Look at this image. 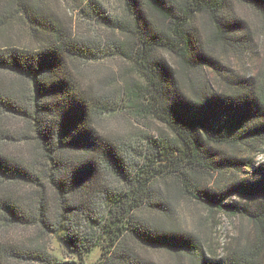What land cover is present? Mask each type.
I'll return each mask as SVG.
<instances>
[{"label":"trees","instance_id":"1","mask_svg":"<svg viewBox=\"0 0 264 264\" xmlns=\"http://www.w3.org/2000/svg\"><path fill=\"white\" fill-rule=\"evenodd\" d=\"M63 1L121 37L111 45L135 64L137 78L114 76L117 99L82 90L71 67L101 57L105 40L71 34L58 0H0V232L37 229L26 242L0 241V264H70L49 252L45 236L78 264L94 248L101 250L95 264H158L145 250L174 264H264V163H254L264 147V68L232 76L212 56L214 45L242 52L252 44L232 0H122L115 17L97 0ZM236 2L257 15L264 34V0ZM15 23L34 47L12 44L6 35ZM206 70L223 85L213 86ZM118 111L153 119L164 132L144 135L131 153L95 127L96 118ZM9 119L24 124L17 137L5 130ZM18 142L32 146L29 158L8 153L7 143ZM243 171L255 179L237 181ZM110 176L119 188L107 184ZM213 176H228V184L203 183ZM235 195L243 201L228 202ZM180 198L246 219L252 233L225 257L207 256L199 234L179 224Z\"/></svg>","mask_w":264,"mask_h":264},{"label":"rangeland","instance_id":"2","mask_svg":"<svg viewBox=\"0 0 264 264\" xmlns=\"http://www.w3.org/2000/svg\"><path fill=\"white\" fill-rule=\"evenodd\" d=\"M101 3L108 12L107 14L115 17L122 14L123 1L122 0H97ZM68 5L63 0L56 2V11L58 15L63 19L64 24L70 28L71 34L74 36L83 37L89 41L97 40L98 37H102L105 40V49H102L99 56L94 58V61L76 62L72 67V72L75 73L79 87L89 92L92 95H107L111 94L116 99L119 97L115 91L117 83L115 77L119 72H126L129 76L136 77V66L124 61L116 53L115 48L111 45L121 38L117 34L110 33L108 29L100 26L99 24L93 25L89 19H84L83 15L79 11L67 10ZM231 10L235 17L241 19L245 26L249 28L251 32L252 44L249 49H245L242 52L234 51L233 49H224L219 45H214V52L212 56L218 61V65L221 70H228L231 75L244 76L246 78L256 76L264 68V34L260 29V20L250 9L239 5L236 0H232ZM204 17L197 16L194 18V24L196 26L203 27ZM19 25L15 23L13 30L7 32L9 40L12 44L19 47L35 46L37 43L32 41L26 32H20ZM202 29V28H201ZM200 29V31H201ZM202 36L205 33L202 32ZM0 44H4V40L0 39ZM163 56L170 64L174 65L175 59L166 53L158 52ZM176 64V63H175ZM212 82L213 86L220 87L223 85L224 80L206 70L203 72ZM193 77V74L189 75ZM10 80V77L7 78ZM116 83V84H115ZM25 88V84H20ZM6 132L10 135L17 137L23 123L9 119L5 123ZM96 129L103 136L108 137L115 145H125L131 148V153H134L133 149H138L141 146V141L144 135H152L154 133L164 132L162 125L150 118L130 117L123 111L118 112H106L104 115L96 118ZM7 151L10 154H22L25 157L31 156L32 146L30 148L23 142L16 144L7 143ZM30 149V150H29ZM130 150V149H129ZM33 151V150H32ZM255 166L259 167L264 163V147L262 152L256 156ZM228 177V176H226ZM226 177L213 176L210 180H204L203 183L214 190L223 189L224 185L228 184ZM109 184L113 188H119V182L112 176L107 178ZM253 180L255 176L249 174L247 171L239 173L236 177L237 181L240 180ZM22 187L20 186V188ZM26 192V193H25ZM29 191L22 190L25 198ZM46 196L49 200L48 205L51 207L53 193L51 189H46ZM243 199H240L238 195L231 196L228 202L234 204L241 203ZM175 210L177 212V218L179 224L184 229L193 231L199 234L202 238L205 254L207 256H216L215 258L225 257L228 253V249L234 245L244 243L246 237L252 233V226L246 219L241 217H231L229 215L211 214L200 205H196L186 199L180 198L176 202ZM37 229H7V231L0 232V241L2 242H26L28 238L34 236ZM44 244L47 246L49 252L57 257L59 261L68 262L70 264H78L79 260L67 254L56 242L52 236H45L41 238ZM101 250L93 249L91 253L84 256L83 264H95L100 258ZM143 254L150 260L158 264H174L172 257L164 252L157 250L143 251Z\"/></svg>","mask_w":264,"mask_h":264}]
</instances>
